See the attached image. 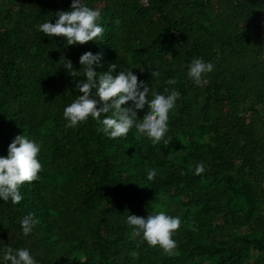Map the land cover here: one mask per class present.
<instances>
[{"label":"trees","instance_id":"obj_1","mask_svg":"<svg viewBox=\"0 0 264 264\" xmlns=\"http://www.w3.org/2000/svg\"><path fill=\"white\" fill-rule=\"evenodd\" d=\"M86 2L101 10L102 41L65 47L37 26L72 0H0V155L25 134L43 163L19 204L0 198V249L30 247L37 264H264V0ZM89 50L103 54L97 72L127 64L181 92L158 144L135 128L110 138L91 116L66 127L64 107L83 93L64 64L79 70ZM196 57L215 64L203 86L187 76ZM161 210L181 217L172 252L126 221ZM29 212L39 224L26 237Z\"/></svg>","mask_w":264,"mask_h":264},{"label":"clouds","instance_id":"obj_2","mask_svg":"<svg viewBox=\"0 0 264 264\" xmlns=\"http://www.w3.org/2000/svg\"><path fill=\"white\" fill-rule=\"evenodd\" d=\"M54 14L55 22L52 17L38 24L37 28L50 38L63 37L65 47L102 41L105 28L101 23V10L89 6L86 0H72L68 10H59ZM102 58V52H84L79 58V70L66 59L64 67L70 75L80 78L75 85L83 93L65 105L63 116L66 127H77L91 116L100 123L99 130L110 138L126 137L135 128L138 135L149 138L154 145L158 144L169 132L170 113L175 109L181 92L154 89L147 81L139 79L133 66L127 64L112 63L108 71L97 72L94 65L102 66ZM117 68L120 69L118 72L115 71ZM214 68L215 64L203 57L193 58L186 65L187 76L198 86L208 82L207 74ZM160 75L159 69L152 72V76L157 78ZM146 105L147 111L141 118L137 110L144 109ZM165 143L169 141L165 140ZM41 150L42 142L29 135L21 134L14 138L8 154L0 155V198L13 204H19L24 199L22 186L25 182L37 180L43 170L39 158ZM194 171L196 175L204 173L205 163L201 161ZM158 173V168L152 167L147 170V177L154 180ZM126 221L134 235L142 236L149 245H159L166 252L176 248L177 241L173 236L181 226L179 215L161 210L147 217L128 214ZM37 224L39 218L34 212L24 215L20 220L24 236L32 234ZM0 264H37V259L30 247L14 248L8 244L5 249H0Z\"/></svg>","mask_w":264,"mask_h":264},{"label":"built area","instance_id":"obj_3","mask_svg":"<svg viewBox=\"0 0 264 264\" xmlns=\"http://www.w3.org/2000/svg\"><path fill=\"white\" fill-rule=\"evenodd\" d=\"M155 0H138L139 4L143 7H148L150 5L151 2H153ZM263 19V23H262V28L264 29V15L262 17Z\"/></svg>","mask_w":264,"mask_h":264}]
</instances>
